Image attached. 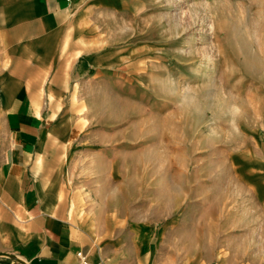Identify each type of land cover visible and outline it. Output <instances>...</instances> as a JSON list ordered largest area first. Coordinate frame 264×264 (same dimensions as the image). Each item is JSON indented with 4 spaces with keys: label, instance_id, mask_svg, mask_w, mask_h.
Instances as JSON below:
<instances>
[{
    "label": "rangeland",
    "instance_id": "374dc122",
    "mask_svg": "<svg viewBox=\"0 0 264 264\" xmlns=\"http://www.w3.org/2000/svg\"><path fill=\"white\" fill-rule=\"evenodd\" d=\"M144 17L149 53L102 90L105 137L71 168L73 218L120 252L150 233L152 264H242L264 219V0H148Z\"/></svg>",
    "mask_w": 264,
    "mask_h": 264
},
{
    "label": "crops",
    "instance_id": "0c3cea01",
    "mask_svg": "<svg viewBox=\"0 0 264 264\" xmlns=\"http://www.w3.org/2000/svg\"><path fill=\"white\" fill-rule=\"evenodd\" d=\"M146 4L0 0V264H78L79 254L93 264H132L127 257L152 264L155 236L132 228L122 252L99 244L73 218L69 189L87 138L105 137L95 123L102 90L123 83L118 74L149 53ZM85 119L93 130H85ZM255 167L264 218V163ZM262 222L254 242L260 251L242 264H264ZM145 233L141 253L134 237Z\"/></svg>",
    "mask_w": 264,
    "mask_h": 264
},
{
    "label": "built area",
    "instance_id": "2783aa9c",
    "mask_svg": "<svg viewBox=\"0 0 264 264\" xmlns=\"http://www.w3.org/2000/svg\"><path fill=\"white\" fill-rule=\"evenodd\" d=\"M78 264H93V263L89 262L84 255L79 254V262H78Z\"/></svg>",
    "mask_w": 264,
    "mask_h": 264
},
{
    "label": "clouds",
    "instance_id": "9594fccd",
    "mask_svg": "<svg viewBox=\"0 0 264 264\" xmlns=\"http://www.w3.org/2000/svg\"><path fill=\"white\" fill-rule=\"evenodd\" d=\"M238 111V110H237Z\"/></svg>",
    "mask_w": 264,
    "mask_h": 264
}]
</instances>
